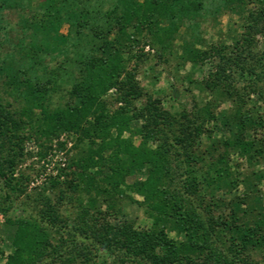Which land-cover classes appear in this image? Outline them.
I'll return each instance as SVG.
<instances>
[{"label":"trees","instance_id":"16d2710c","mask_svg":"<svg viewBox=\"0 0 264 264\" xmlns=\"http://www.w3.org/2000/svg\"><path fill=\"white\" fill-rule=\"evenodd\" d=\"M28 1L0 0V13ZM222 13L243 30L209 44L203 25ZM24 16L11 27L0 17V190L12 196L0 193V210L22 212L7 218L15 230L4 264H264V169H254L264 164V49L255 50L264 0H44ZM143 30L183 63L209 61L199 86L229 107L172 112L144 91L137 63L128 67ZM211 120L228 136L213 139ZM62 134L74 152L58 167L55 198L27 194L28 177L15 174L25 143L64 149ZM204 134L211 142L201 151ZM125 198L143 207L147 228L124 216ZM72 200L74 216H62Z\"/></svg>","mask_w":264,"mask_h":264},{"label":"rangeland","instance_id":"374dc122","mask_svg":"<svg viewBox=\"0 0 264 264\" xmlns=\"http://www.w3.org/2000/svg\"><path fill=\"white\" fill-rule=\"evenodd\" d=\"M44 0H29L27 3L23 4V8H5L1 11L0 15L3 20L11 27L12 25H19L23 22L24 15H30L31 12L36 14L38 7H42ZM23 12V13H22ZM39 15V14H37ZM0 16V17H1ZM205 29L202 32L203 37L207 40V43H219L223 42L225 44H230L236 35L235 30L240 32L243 28L240 26L239 17L236 14L222 13L217 15L214 19L209 17L208 21H205ZM68 28L67 24H63L61 31L66 32ZM182 33V32H181ZM139 43L134 46L131 53H137L139 59L136 57H131L128 62V67L132 68L135 63L136 68V79L138 80L141 88L149 92L152 96H157L162 99L163 105L172 112H178L181 109H185L190 115L194 109V102L202 105L203 103H209L213 101L212 106L215 114L221 113L224 109L229 107V102L215 99L207 90L201 89L199 83L208 74L211 69L209 61L204 64H193V63H183L177 56L178 49H174L173 55H170L165 49H160V45L155 43L154 45L149 42L150 32L143 30L141 32ZM175 44L180 42L179 38L175 41ZM205 48L207 46L205 45ZM255 50L261 51L264 49V36L256 35V45ZM128 57V55H126ZM240 84V83H239ZM238 84V85H239ZM113 96L112 91L107 93ZM254 98L255 96L252 95ZM218 116V115H217ZM206 127L213 130L212 138H219V136H228L225 129H222L219 125V121H210L206 123ZM127 133H125V136ZM66 145L64 149H59L56 147L55 141L51 143L47 148H42L33 140H29L25 143L24 152L22 160L17 165V170L15 171L23 173V175L28 177L26 185V193L32 194L34 191L45 192V195L55 198L54 194L57 189V180L62 178H57L58 167H66L70 156L73 154L74 150L70 147L71 139L62 134L59 140H65ZM211 138H206L205 134L199 140V150L207 149ZM231 164H238V169L241 172H248L249 166L244 160L240 159L236 154L230 155ZM254 169H264V164L254 166ZM138 176V175H136ZM135 176L129 177L127 180L130 182ZM261 200L264 204V179L258 185ZM242 190V186L238 189H234L230 196L237 194ZM2 197H12L7 191H1ZM77 194H75L76 196ZM223 196L222 191H216L215 196ZM134 198L140 200L141 197L134 195ZM229 197V196H228ZM23 199V195L19 197L16 203ZM75 202L72 200L63 204L60 207L61 215L63 216L65 211L69 209L71 216H74ZM17 205V204H16ZM13 206L7 213L0 210V264H4L6 256L12 251L11 239L15 230V226L7 221V218L16 219L22 212L19 207ZM122 211L124 216L132 220L135 226L138 228H147L150 225V219L146 215L143 207L137 205L136 203L130 202L129 199L125 198L123 201ZM228 208L220 207L217 209V213H225ZM109 220L115 222L117 220H122L123 217L120 215H109ZM170 236H174L173 233H169ZM254 258H259L260 253L258 251H252ZM108 261V260H107ZM49 264L51 260H47ZM47 264V263H43ZM91 264H109L106 263L102 256L94 258ZM127 264V263H125Z\"/></svg>","mask_w":264,"mask_h":264}]
</instances>
